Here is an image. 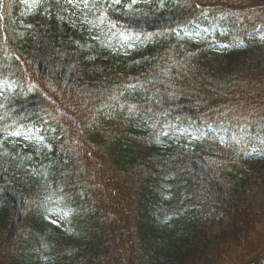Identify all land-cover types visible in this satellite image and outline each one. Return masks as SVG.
<instances>
[{"label":"trees","instance_id":"1","mask_svg":"<svg viewBox=\"0 0 264 264\" xmlns=\"http://www.w3.org/2000/svg\"><path fill=\"white\" fill-rule=\"evenodd\" d=\"M195 3L210 12L212 48L152 37L129 61L109 45L113 24L159 30ZM88 5L92 20L78 29L68 15L18 17L14 0H0V264H123L120 246L129 264H221L235 249L255 251L264 204L250 200L264 195V156L248 164L214 143L184 148L172 134L231 127L264 153V66L245 39L264 27V0ZM219 40L245 46L211 62ZM96 56L109 66L95 69ZM26 74L49 95L29 93ZM37 126L50 150L30 160L5 132ZM40 190L71 199L72 233L43 221Z\"/></svg>","mask_w":264,"mask_h":264},{"label":"snow or ice","instance_id":"2","mask_svg":"<svg viewBox=\"0 0 264 264\" xmlns=\"http://www.w3.org/2000/svg\"><path fill=\"white\" fill-rule=\"evenodd\" d=\"M68 3H72V0H67ZM88 0H84V3L87 4ZM114 3H120V0H113ZM132 3H136V0H132ZM132 5L129 4L128 7H131ZM113 27H115V24H113ZM123 35V34H122ZM135 108V105L131 106L129 108V111H132ZM165 136L168 135V133H163ZM53 223H56V221H52Z\"/></svg>","mask_w":264,"mask_h":264},{"label":"rangeland","instance_id":"3","mask_svg":"<svg viewBox=\"0 0 264 264\" xmlns=\"http://www.w3.org/2000/svg\"><path fill=\"white\" fill-rule=\"evenodd\" d=\"M66 2H67V0H66ZM261 59L264 62V47H263L262 52H261Z\"/></svg>","mask_w":264,"mask_h":264}]
</instances>
